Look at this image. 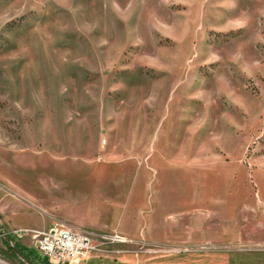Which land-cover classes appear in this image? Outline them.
<instances>
[{"label":"rangeland","instance_id":"rangeland-1","mask_svg":"<svg viewBox=\"0 0 264 264\" xmlns=\"http://www.w3.org/2000/svg\"><path fill=\"white\" fill-rule=\"evenodd\" d=\"M52 222L84 264H264V0H0V264Z\"/></svg>","mask_w":264,"mask_h":264},{"label":"built area","instance_id":"built-area-1","mask_svg":"<svg viewBox=\"0 0 264 264\" xmlns=\"http://www.w3.org/2000/svg\"><path fill=\"white\" fill-rule=\"evenodd\" d=\"M18 237L29 233L34 248L47 264H84L94 249L91 238L78 230L62 223L52 222L46 228L13 230ZM109 241L122 242L117 236L105 238Z\"/></svg>","mask_w":264,"mask_h":264},{"label":"trees","instance_id":"trees-1","mask_svg":"<svg viewBox=\"0 0 264 264\" xmlns=\"http://www.w3.org/2000/svg\"><path fill=\"white\" fill-rule=\"evenodd\" d=\"M3 242H4L5 246L7 247V251H8V253L11 254L13 257H18L17 254H16V252H15V250H14V248L17 247L18 250L21 252V257H23V258H24V257L28 258V257L26 256V254H24L23 249H22L21 247H19L17 244H15V246L12 248V247L9 245V242H8L7 240L4 239Z\"/></svg>","mask_w":264,"mask_h":264},{"label":"water","instance_id":"water-1","mask_svg":"<svg viewBox=\"0 0 264 264\" xmlns=\"http://www.w3.org/2000/svg\"><path fill=\"white\" fill-rule=\"evenodd\" d=\"M0 235H3L4 237H7V234L5 232H0ZM15 252L21 256V253L18 251L17 248H14ZM23 258V257H22Z\"/></svg>","mask_w":264,"mask_h":264},{"label":"bare ground","instance_id":"bare-ground-1","mask_svg":"<svg viewBox=\"0 0 264 264\" xmlns=\"http://www.w3.org/2000/svg\"><path fill=\"white\" fill-rule=\"evenodd\" d=\"M86 261V260H85Z\"/></svg>","mask_w":264,"mask_h":264}]
</instances>
